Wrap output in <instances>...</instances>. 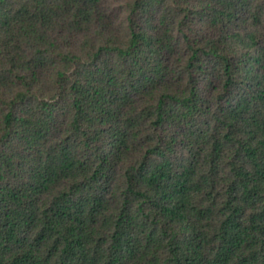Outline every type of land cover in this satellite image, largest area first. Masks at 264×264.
<instances>
[{
    "label": "trees",
    "instance_id": "1",
    "mask_svg": "<svg viewBox=\"0 0 264 264\" xmlns=\"http://www.w3.org/2000/svg\"><path fill=\"white\" fill-rule=\"evenodd\" d=\"M0 264H264V0H0Z\"/></svg>",
    "mask_w": 264,
    "mask_h": 264
},
{
    "label": "rangeland",
    "instance_id": "2",
    "mask_svg": "<svg viewBox=\"0 0 264 264\" xmlns=\"http://www.w3.org/2000/svg\"><path fill=\"white\" fill-rule=\"evenodd\" d=\"M125 4V0H108V5L110 9L115 14H122L123 13V5Z\"/></svg>",
    "mask_w": 264,
    "mask_h": 264
}]
</instances>
